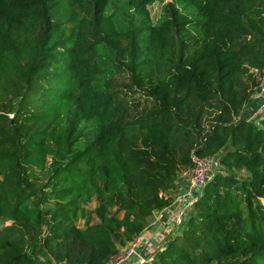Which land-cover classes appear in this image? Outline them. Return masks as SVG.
I'll return each mask as SVG.
<instances>
[{
    "label": "trees",
    "instance_id": "trees-1",
    "mask_svg": "<svg viewBox=\"0 0 264 264\" xmlns=\"http://www.w3.org/2000/svg\"><path fill=\"white\" fill-rule=\"evenodd\" d=\"M263 69L264 0H0V264H106L192 149L224 170L144 264H264ZM124 73L150 107L120 99Z\"/></svg>",
    "mask_w": 264,
    "mask_h": 264
},
{
    "label": "built area",
    "instance_id": "built-area-1",
    "mask_svg": "<svg viewBox=\"0 0 264 264\" xmlns=\"http://www.w3.org/2000/svg\"><path fill=\"white\" fill-rule=\"evenodd\" d=\"M256 87L254 90V97L260 100L259 107L251 114L249 120L263 117L264 115V69L259 72L256 77ZM190 159L192 167L187 172L182 173V176L188 182V190L181 197L177 198V201L172 205L174 208L171 210L173 214V224L175 226L180 225L186 219V214L191 209L193 203L197 199V194L203 188L204 184L212 177L214 167L219 165L217 158L214 156H199L195 153V150L190 153ZM182 203V204H180ZM155 237L160 242L157 253L164 248L166 244L167 236L171 231L157 232ZM145 246V241L142 236H138L131 241L125 248H123L117 255L112 257L106 264H127L132 260H136L135 264H144L149 258L140 254L142 248ZM152 261V260H151ZM55 264H66L59 262Z\"/></svg>",
    "mask_w": 264,
    "mask_h": 264
},
{
    "label": "rangeland",
    "instance_id": "rangeland-1",
    "mask_svg": "<svg viewBox=\"0 0 264 264\" xmlns=\"http://www.w3.org/2000/svg\"><path fill=\"white\" fill-rule=\"evenodd\" d=\"M168 1L169 0H166V2ZM116 5L119 6V4H116ZM163 5L164 4L156 2L152 6L148 7L149 17H150V21L152 24H157V22L159 21ZM105 56H107L106 52L101 54L102 58H106ZM252 72L254 73V77L256 80V77L260 71L252 70ZM130 80H131L130 76L127 73L118 74L113 78L114 89L118 92L120 99L125 100V102L129 104L131 109H134L137 106V109L140 111L143 108L150 107V101H146L145 97L139 94H134L131 90H128V88H126L127 85H130ZM259 105H260V102H259ZM216 115H217V111L211 110L207 108L206 106L202 107L201 117H200L199 126H198V128L201 129L202 133H204L209 128L211 122L215 120ZM260 118L261 117H258L253 120L256 121V123H259ZM200 136L197 135L195 131L192 130V137L195 139L196 142L199 141ZM194 150L195 149H192L190 153ZM211 156L218 158L217 155H211ZM188 169L189 168H184V169L182 168L178 174L177 180L181 179L182 181H186L181 176H182V173L187 172ZM217 170L223 171L224 168L217 165L214 167V170L212 173H215ZM97 206H98V203L96 202V198H93L92 201L87 205V208L89 211H93V209H95ZM113 213L117 214V216H121L122 214L120 211H118L117 208L113 210ZM77 225L81 226L82 224L81 222H78Z\"/></svg>",
    "mask_w": 264,
    "mask_h": 264
},
{
    "label": "crops",
    "instance_id": "crops-1",
    "mask_svg": "<svg viewBox=\"0 0 264 264\" xmlns=\"http://www.w3.org/2000/svg\"><path fill=\"white\" fill-rule=\"evenodd\" d=\"M253 99L260 101L259 99H257V97H253ZM176 185H177L176 190L170 194V196L172 197V202L170 206L163 210L154 211L153 215L149 219L148 227L140 235L144 238V241H145V246L142 248L140 254L146 258L148 257L150 261L153 260L155 256L157 255L156 251L158 249V246L160 245V242L155 237L156 233L153 231H157L159 233L171 231L169 235L166 237L167 240L175 234L174 232L177 231V226L173 224V214L171 213V210L174 208V206L172 204L177 201L178 197H181L187 192L188 182L182 181L180 179V180H177ZM78 222H81L82 224L81 226H78V227L82 228L83 221L80 220ZM120 251L121 249L119 250V252ZM135 262L136 260L134 259L127 264H135Z\"/></svg>",
    "mask_w": 264,
    "mask_h": 264
}]
</instances>
